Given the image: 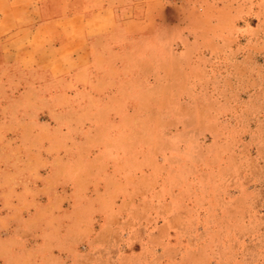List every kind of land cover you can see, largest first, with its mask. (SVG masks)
Instances as JSON below:
<instances>
[{
    "label": "rangeland",
    "instance_id": "obj_1",
    "mask_svg": "<svg viewBox=\"0 0 264 264\" xmlns=\"http://www.w3.org/2000/svg\"><path fill=\"white\" fill-rule=\"evenodd\" d=\"M163 4L66 71L0 38V264H264V0Z\"/></svg>",
    "mask_w": 264,
    "mask_h": 264
},
{
    "label": "crops",
    "instance_id": "obj_2",
    "mask_svg": "<svg viewBox=\"0 0 264 264\" xmlns=\"http://www.w3.org/2000/svg\"><path fill=\"white\" fill-rule=\"evenodd\" d=\"M163 0H0V38L20 65L85 66L100 43L150 31ZM137 25L136 28H133Z\"/></svg>",
    "mask_w": 264,
    "mask_h": 264
}]
</instances>
